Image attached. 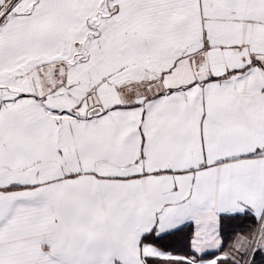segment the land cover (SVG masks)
Returning a JSON list of instances; mask_svg holds the SVG:
<instances>
[{
  "label": "snow or ice",
  "instance_id": "snow-or-ice-1",
  "mask_svg": "<svg viewBox=\"0 0 264 264\" xmlns=\"http://www.w3.org/2000/svg\"><path fill=\"white\" fill-rule=\"evenodd\" d=\"M0 264H264V0H0Z\"/></svg>",
  "mask_w": 264,
  "mask_h": 264
}]
</instances>
